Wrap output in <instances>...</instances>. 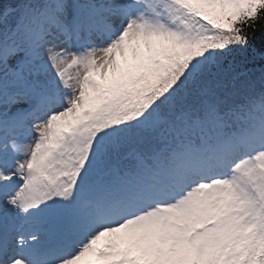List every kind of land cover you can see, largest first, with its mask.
<instances>
[{
    "label": "snow or ice",
    "instance_id": "obj_1",
    "mask_svg": "<svg viewBox=\"0 0 264 264\" xmlns=\"http://www.w3.org/2000/svg\"><path fill=\"white\" fill-rule=\"evenodd\" d=\"M264 0H0V264H264Z\"/></svg>",
    "mask_w": 264,
    "mask_h": 264
},
{
    "label": "trees",
    "instance_id": "obj_2",
    "mask_svg": "<svg viewBox=\"0 0 264 264\" xmlns=\"http://www.w3.org/2000/svg\"><path fill=\"white\" fill-rule=\"evenodd\" d=\"M262 43H264V33H258L254 44L257 48H259Z\"/></svg>",
    "mask_w": 264,
    "mask_h": 264
}]
</instances>
